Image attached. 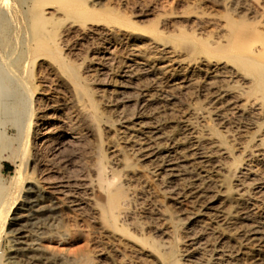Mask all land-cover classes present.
I'll return each mask as SVG.
<instances>
[{
  "label": "bare ground",
  "instance_id": "bare-ground-1",
  "mask_svg": "<svg viewBox=\"0 0 264 264\" xmlns=\"http://www.w3.org/2000/svg\"><path fill=\"white\" fill-rule=\"evenodd\" d=\"M31 1L34 25L74 19L58 35L31 31L25 72L39 61L46 74L32 99L0 62V100L12 99L2 110L22 142L13 185L27 166L58 174L15 196L7 264H48L34 238L67 229L69 213L141 264H264V31L243 22L262 21L264 2L233 0L235 21L171 11L135 22L103 20V0Z\"/></svg>",
  "mask_w": 264,
  "mask_h": 264
},
{
  "label": "rangeland",
  "instance_id": "rangeland-1",
  "mask_svg": "<svg viewBox=\"0 0 264 264\" xmlns=\"http://www.w3.org/2000/svg\"><path fill=\"white\" fill-rule=\"evenodd\" d=\"M42 1L43 0H36L34 2V5L37 6V9H39L37 11L42 10V9H40L42 7L41 6L42 4L40 5V3ZM80 1H82V0H80ZM108 1L110 4L108 3ZM158 1L159 2L161 1L160 2L161 5H157V4H159ZM217 1L218 2L222 1V2H220L222 4L225 2L223 7L216 6L215 2H217ZM234 1H236V0H234ZM234 1L233 0H188V1L187 0H180V1L179 0H149V1L148 0H126V1L125 0H120V1L119 0H113V2H112L111 0H103L104 4L107 6V7L105 6L107 10H105L103 8V10L100 11L101 12L100 15L102 16V15L106 14L107 16H102L103 18L102 17H100V18H102L103 20H110V19L112 20V19H115L117 17V19L118 18L119 19H131V20L133 19L132 21H135V22H147L149 20L151 22L153 20H156V18L160 17V15H164V16L169 15L170 16L172 14V12L173 13L175 12L173 15H176V17L182 16L184 18L205 12V13H211L213 15H218V17H221L222 20H224V21L227 20L225 22H228V20L230 21L233 18L234 19L232 21H235L240 16L237 12L232 11V9L229 7V5ZM241 1L252 2L253 0H241ZM29 2H31V3H29ZM36 2H38V5L36 4ZM61 2H62L61 0H48V5L55 7V5L57 4L56 7H60V6H62ZM262 2H264V0H262ZM32 4L33 3L31 0H0V62H1V65L3 67V70L6 69L7 71L8 70L14 71L13 73H16V74H18V72H19V76L21 77V80L23 81V83L27 80L25 82V84H28V87H27V85H24V84H21V86L24 89H26V87H27L26 91L25 90L24 91L28 94L27 95L25 94V96H27V98L29 96V97H31V99L33 98V96L38 95L39 92L42 90V88H43L42 82L45 79L46 76H44V75H46V74H44L45 71L43 72L44 69L41 68V66H40V64H42V62H39V61H37V63L34 64V67L32 68L33 70L29 69L28 72H25L28 70L27 69L28 67H26L27 64L29 63L28 61L32 57V54H31L32 50L29 49L30 47H27V46L32 44V42H33L32 40L35 38V36L38 32H41V30L47 31V32L49 31L50 34L52 31V33L55 32L58 35L62 31V29H64L66 27L67 23H69V21L71 22V19H74V17H72L73 15L70 16L69 13L66 11H64V14H63V12L61 11V15L59 14V16L57 17L58 20H57V18H53V19H46L45 18V19L39 20L34 25L33 23H30L27 21V19H28L27 17H29V15H31L30 13H32V12L28 11L27 8H28V5H32ZM90 4L93 5V2L91 0H89L85 3L81 2L80 5L81 6L85 5L89 9V7L91 6ZM140 4H142V5H140ZM214 4H215V6H214ZM154 5H157V8L154 9V11H152L153 8H155ZM162 5L164 6V8ZM141 6H143V7H141ZM144 6L147 7L146 9H152L149 12V14L151 13L150 15L148 13H147V15H145L146 13L142 14L140 12L143 8H144L143 10H145ZM38 7H40V8H38ZM61 8H63V7H61ZM99 8H101V6L98 7V9ZM110 9L112 10V12ZM159 9H161V10H159ZM164 9H165V11H162ZM33 10H34V8H33ZM86 10H87V8H86ZM138 10H139V13H138ZM5 11L8 15L5 13ZM7 11H9L11 14L8 13ZM102 11H104L105 13L103 14ZM3 12L6 15H4ZM65 12H66L67 18L64 17ZM160 12H163V14H161ZM167 12L168 13L171 12V13L168 14ZM112 13H114V14H112ZM180 13H181V15H179ZM118 14L119 15L122 14V17H121V15L119 16ZM68 16H70L69 17L70 19L68 18ZM60 17H61V19H59ZM250 17L252 19L249 18V16H248V18H249V19H247L249 21L248 23L245 20L247 18V16L245 17V19L244 18L242 19V20H245V21H243V22H245L244 25H246L247 27L250 26V28H252L253 25H254V27L258 26V28H260V29H262V31H264L263 30L264 29V22H263L264 18L261 19L262 21H260V18H259V20H257V22H255L256 19H255V21H253L255 16L250 15ZM146 19H147V21H146ZM143 20H145V21H143ZM239 20H240V18H239ZM239 20L236 22L240 23ZM66 21H67V23H66ZM29 26L32 28L30 29ZM31 31H32V33H34L33 39L30 38L32 36ZM52 35H55V34H52ZM29 40H30V42L31 41L32 42L30 43ZM27 43L28 44L30 43V44L28 45ZM29 53L31 54V56ZM38 66H40V67H38ZM39 68H41V69H39ZM20 71L25 72L24 73L25 77L22 76L23 74ZM29 72H30V74H26ZM20 74H22V75H20ZM22 81H21V83H22ZM28 88L31 90L30 93L27 91V90H29ZM33 92L35 95L31 94ZM31 95H33V96H31ZM0 99H2V98H0ZM10 101H12V99L11 98L9 99L8 96H7V100L5 99V97H3V100H0V123L2 121L3 122L5 121V123H7V124H4L3 127L0 126V185L6 186L9 188L8 190H4V189L0 188V264H7L9 258L11 257V255L13 253V249H14V242H13V238H12L13 233H11V231L13 230L12 223H13V218H14V211H15V208L17 206L15 204L14 199L17 197V195H19V193L21 195L25 192L24 196L27 195V189L29 188V185H32V183H30L31 180L34 183L37 182V185L43 186L45 184V181L48 180V178L53 179L54 176L58 178V174L56 172H55L56 174L54 173V171L52 172L53 174L52 173L48 174L42 169V167L37 168L38 170H36L32 174V172H33L32 168L30 166H27L26 167L27 170L25 169L26 171L24 173V178L19 183L20 186L17 184H15L17 186L13 185L14 184L13 177L15 175V171L17 170V167L13 161L15 160L16 156H21L20 152L22 150V142H21V135H20L21 133L19 132L20 131L19 128L15 124L14 125L12 124L13 122H11V116L6 115L8 110L6 108H4V110H2L3 106L7 107V106H5V103H8ZM35 106H36V104L33 103L32 108H33L34 112L36 111L35 112V114H36L37 113V108H36L37 106L36 107ZM34 109H36V110H34ZM3 111H4V113L5 112L6 113L5 114L2 113ZM9 113H11V112L8 111V115H9ZM9 122H11L12 125ZM16 128H18L19 131ZM32 147L29 148L27 156H31V154L33 152ZM39 147H40L39 148L40 155H42L41 157L43 159H45V158L51 159L52 157H55L57 155V152L54 150H49L44 146H39ZM3 165H8V167H9L6 171V173L3 172ZM55 177H54V180L57 179ZM23 182H26V183L23 184ZM11 185H13V186H11ZM44 196H46V195L44 194ZM24 198L22 199L21 203H23V201H25ZM11 205H13V206H11ZM18 207H20V206L18 205ZM69 215L70 216H69V218H67L66 224L71 229H69V227L68 228L66 227L67 229L61 228V229H59L53 233H49V234L44 233L41 236H40V234H41L40 233L34 238V241L36 242L37 247L39 248L40 252L46 256L51 255L50 256L51 259H48V261H47L48 264L49 263L50 264H84V263L89 264L88 263L89 261H90V264H127V263L128 264H141V261H137L138 259L137 260L126 259L125 257L122 258L121 257L122 255L119 256L120 253L115 251V249L113 248V246H111V242L107 239V237L104 234H102L101 232L99 233L98 232L99 230L94 226V224L90 223L91 220L89 218V215H87V214H86L87 216L85 214L79 215V213L78 214L69 213ZM87 218H89V219H87ZM72 232H74V233H72ZM76 232H78V233H76ZM83 233H84V235H83ZM87 234L89 236H85ZM43 235H45V236H43ZM107 240L109 242H107ZM108 243H110V244H108ZM110 247H112V248L110 249ZM98 251H101L102 253L100 252L101 256L97 257V255L95 253ZM85 253H87L88 255ZM117 253H119V254H117ZM84 255L85 256L87 255L86 258H84L85 257ZM1 262H3V263H1ZM138 262H140V263H138Z\"/></svg>",
  "mask_w": 264,
  "mask_h": 264
},
{
  "label": "crops",
  "instance_id": "crops-1",
  "mask_svg": "<svg viewBox=\"0 0 264 264\" xmlns=\"http://www.w3.org/2000/svg\"><path fill=\"white\" fill-rule=\"evenodd\" d=\"M8 168H9L8 165H3V172L6 173Z\"/></svg>",
  "mask_w": 264,
  "mask_h": 264
}]
</instances>
